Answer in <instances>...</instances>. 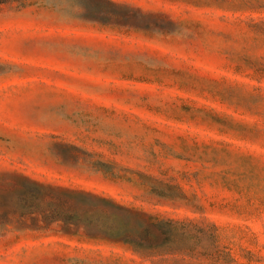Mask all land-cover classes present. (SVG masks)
<instances>
[{
    "label": "rangeland",
    "instance_id": "1",
    "mask_svg": "<svg viewBox=\"0 0 264 264\" xmlns=\"http://www.w3.org/2000/svg\"><path fill=\"white\" fill-rule=\"evenodd\" d=\"M0 264H264V0H0Z\"/></svg>",
    "mask_w": 264,
    "mask_h": 264
},
{
    "label": "trees",
    "instance_id": "2",
    "mask_svg": "<svg viewBox=\"0 0 264 264\" xmlns=\"http://www.w3.org/2000/svg\"><path fill=\"white\" fill-rule=\"evenodd\" d=\"M52 216H53L52 219L62 218L61 217L62 215L59 214V213L58 214L52 213ZM124 216L125 215H123L122 212H120V213L116 212V213H111L109 215H106L104 213H101L100 211H96V212L93 213V215L90 218H92L94 221H96L99 224H101V226H104V224H105V226L109 230H113V229L117 230L120 227H116L115 225H117V223H119L121 218L123 219ZM119 225H122V223H119Z\"/></svg>",
    "mask_w": 264,
    "mask_h": 264
}]
</instances>
